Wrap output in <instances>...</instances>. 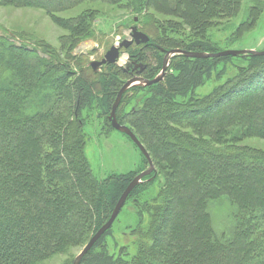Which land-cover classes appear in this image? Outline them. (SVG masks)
<instances>
[{"label":"trees","instance_id":"1","mask_svg":"<svg viewBox=\"0 0 264 264\" xmlns=\"http://www.w3.org/2000/svg\"><path fill=\"white\" fill-rule=\"evenodd\" d=\"M95 3L136 14L159 33L151 42L160 47L215 53L208 32L235 18L243 0H0L1 6L39 9L49 17ZM97 15L99 10L86 9L57 22L67 34L60 45L66 56L94 38ZM148 49L161 63L158 49ZM42 50L51 62L38 48L0 36V264H32L83 243L107 221L134 176L96 178L79 118L94 107L110 126L121 70L107 65L92 72L87 66L76 77ZM230 59L247 65L197 96L217 65ZM172 61L173 72L162 81L129 89L143 92L130 113L120 112L129 90L116 111L155 168L126 200H134L128 227L133 251L110 253L107 231L80 264H264V152L238 145L264 138V56ZM222 198L234 211L225 233L217 234L207 208Z\"/></svg>","mask_w":264,"mask_h":264},{"label":"rangeland","instance_id":"2","mask_svg":"<svg viewBox=\"0 0 264 264\" xmlns=\"http://www.w3.org/2000/svg\"><path fill=\"white\" fill-rule=\"evenodd\" d=\"M86 9L99 10V15L94 20L95 36L93 39L85 40L78 44L70 53L71 58H69V54L67 56L65 54L66 48L60 47L61 41L64 39L63 36L67 34L66 31L58 26L57 22L75 17ZM250 13H252L253 18L249 17ZM158 19L162 21L166 18L158 17ZM132 26H136L140 31L144 32L149 37L150 42L152 41V37L159 35L158 32H153L149 25L144 26L142 19H138L136 14L103 4H82L74 9L57 13L53 17L47 16L44 11L39 9L14 8L0 5V36L5 37L9 40L10 44L15 46L24 43L28 47L38 48L40 57L50 62L52 60L49 57L50 54L42 52V49L51 51V55L53 53L52 57L57 56V61L64 65V71H67L69 75L76 73V77L81 72V68L89 66V63L93 60L102 58L111 46L122 40H128L129 30ZM208 35L210 36L208 43L217 44L219 51L264 50V0H243L240 13L229 22L222 21L221 25L217 29L209 31ZM135 47H130L128 50L133 51L136 49ZM164 49L170 50L168 48ZM123 50L125 52L120 54L118 62L114 64L115 67L121 70L122 75L119 78L121 85L129 78L128 74L124 72L128 52L126 49ZM157 52L160 53L159 50ZM14 53H16L15 50ZM155 53V51H147V56L151 58L148 57V59L142 62L148 63L149 66L151 65L156 69V77L160 73L164 54L161 53V63H156L155 65L152 59ZM172 59L173 57L169 58L165 75L173 72L170 69V64L173 62ZM246 65L245 59H230L220 62L217 65L215 73H213L212 80L206 81L203 86L199 87L195 91L196 95L204 96L208 94L215 86L225 83L231 75L238 73ZM89 68L92 70L91 67ZM92 72L94 71L92 70ZM217 74L219 78L214 80ZM73 78L72 76L71 78H66V83L69 84L73 81ZM42 81V84L47 85L49 88L58 87V83L49 82L48 85L46 83L47 80ZM141 95V90H129L124 97L123 103L120 105V112L130 113L137 104L136 100ZM78 102L77 100L76 105L72 103L73 107L75 106V117L78 116L80 106ZM79 118L86 137L85 155L96 178L103 179L111 174L128 175V177L135 176L148 167L147 162L145 164V160L132 141L124 134L109 126L98 109L94 107L83 109L80 112ZM156 120L158 124V119ZM152 139L157 142V134L153 133ZM238 145L264 152V138H245ZM133 203L134 200L130 199L124 204L104 238V243L107 245L110 253L115 252L117 248L121 247H127L128 251H133L131 244L133 237L130 235L128 229L134 219ZM207 211L216 233H225L226 228L231 222V213L234 211V208L225 198H222L217 202L209 203ZM89 238L79 245L67 247L61 252L32 264H71Z\"/></svg>","mask_w":264,"mask_h":264},{"label":"water","instance_id":"3","mask_svg":"<svg viewBox=\"0 0 264 264\" xmlns=\"http://www.w3.org/2000/svg\"><path fill=\"white\" fill-rule=\"evenodd\" d=\"M136 21V20H135ZM130 34L128 40H122L117 42L113 46H111L104 54L103 58L100 61H91L89 66L92 68L94 72L98 71L99 68L105 65H113L118 62L120 57V50L128 48L132 43L136 45L146 44L149 40V37L138 30L136 26L130 27ZM174 56H183L186 58L191 59H209V58H220V57H239V56H255V57H262L264 56V50L256 51V50H222L215 53H207V52H197V51H187L182 49H170L164 51V58L162 62V67L160 73L150 81L133 78L126 81L121 88L118 90L116 97L113 101L111 106L110 113L108 115V121L110 126L124 134L128 137L135 147L139 150L140 154L146 160L148 167L135 175L128 185L125 187L121 195L119 196L109 218L103 225L99 227L88 239L87 243L81 249V251L76 255L73 259L71 264H80L82 259L88 254V252L93 248V246L97 243V241L110 229L113 225L114 221L116 220L119 212L121 211L122 207L124 206L128 196L130 193L143 182V179L149 176L151 173L155 171L154 165L150 159L148 152L145 150L143 145L139 142L136 136L132 133V131L125 125H121L118 123L116 119V110L120 104V101L124 95V93L132 87L135 86H151L153 84L158 83L166 73L169 58ZM79 104V102H78ZM76 116V114H75Z\"/></svg>","mask_w":264,"mask_h":264},{"label":"flooded vegetation","instance_id":"4","mask_svg":"<svg viewBox=\"0 0 264 264\" xmlns=\"http://www.w3.org/2000/svg\"><path fill=\"white\" fill-rule=\"evenodd\" d=\"M139 30V29H138ZM140 31V30H139ZM142 32V31H141ZM144 33V32H143ZM153 46L155 47L156 49H158L160 51V53L164 54V51L165 49L158 46L156 43H153V42H150V39L148 40V42L146 44H140V45H136L134 43H132L128 48H126V50H128L130 47H133V46H136L135 51L136 53L135 54H129L128 53V58H127V61L125 63V69H124V72L126 74H128L129 78L126 80H130V79H133V78H139V79H143V80H147V81H150L152 80L153 78H155V70L152 71V66L149 64L147 65L146 63H143L142 61L151 58L150 56H147V51L150 52V50H144L145 47H148V46ZM137 50V51H136ZM125 52L123 49L120 50V54ZM137 54V55H136ZM104 56V55H103ZM103 58V57H102ZM102 58H100L99 60H93V61H100ZM151 60V59H150ZM157 63V62H156ZM156 63H154L156 65ZM114 65V64H113ZM107 66V65H105ZM105 66H102L101 68H99L98 71H100L101 69H103ZM90 67V66H89ZM162 67V66H161ZM97 71V72H98ZM165 75L163 76V78L160 80L162 81L164 79ZM125 81V82H126ZM159 81V82H160ZM124 82V83H125ZM123 83V84H124ZM122 84V85H123ZM121 85V86H122ZM139 87V86H138ZM141 87V86H140ZM133 88V87H132ZM128 91V90H127ZM118 92V91H117ZM117 94V93H116ZM143 94V92H142ZM116 97V96H115ZM140 100V98H138L136 100L137 104H138V101ZM121 102V101H120ZM113 104V103H112ZM120 105V104H119ZM111 110V108H110ZM117 111V110H116ZM110 113V111H109ZM108 113V115H109ZM108 115H107V120H108ZM117 119V117H116ZM109 122V121H108Z\"/></svg>","mask_w":264,"mask_h":264}]
</instances>
